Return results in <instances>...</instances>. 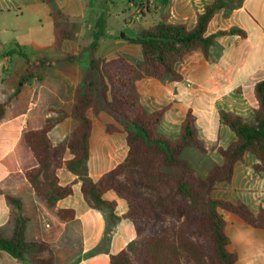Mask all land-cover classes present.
<instances>
[{
  "label": "trees",
  "instance_id": "16d2710c",
  "mask_svg": "<svg viewBox=\"0 0 264 264\" xmlns=\"http://www.w3.org/2000/svg\"><path fill=\"white\" fill-rule=\"evenodd\" d=\"M50 7L54 21V49L60 51L64 41L73 40L75 31L61 21L66 16L56 0H41ZM136 3L145 0H127ZM171 0H146L145 9L167 7ZM242 0H214L198 15L196 26L188 30L183 24L162 20L148 29L140 30L130 44L141 48V65L124 57L103 58L97 52L106 34L105 20L100 18L92 42L83 49L87 53L86 71L82 83L75 88V103L70 111L50 108L56 118L37 117L35 126L24 131L20 145L24 146L32 161L24 166L26 183L16 194L6 193L11 207L10 236L0 232V251L16 262L26 264H67L78 251L57 250L50 240L59 227H52L50 236L42 233L33 197L48 207L74 194V184L61 185L58 170L65 169L81 182V194L94 210H108L111 220H128L136 237L117 254H110V264H236V255L229 252V237L224 231V218L219 210L231 213L248 226L264 231V208L254 216L247 207L215 200L210 192L220 182H227L233 164L244 152L253 155L258 164L253 168L264 171V81L257 82L253 94L257 108L249 121L231 112L219 111L218 118L235 136L227 148H218L223 159L221 166L214 165L202 179L189 162L181 159L185 151L197 150L205 154L198 139L196 117L189 111L176 140L159 133L167 107L149 113L141 103L136 81L142 78L180 80L176 64L191 51L201 49L209 57L215 38L223 35L245 37L243 31L231 28L206 36L208 24L217 10L225 15L240 5ZM66 54L61 59L39 58L32 60L23 50L8 51L18 54L26 64L20 86L0 104V124L8 113L12 119L26 112L33 95L31 81L55 90L47 70L60 63L81 64L82 54ZM2 56V55H0ZM13 102L15 106H13ZM95 114L106 113L123 127L128 152L116 168L94 180L89 175L90 139L93 125L87 110ZM35 110V109H34ZM66 118L79 122L65 139L52 144L49 133ZM108 193L126 203L127 211L118 216V203L105 198ZM58 217L63 223L76 218L74 209H61Z\"/></svg>",
  "mask_w": 264,
  "mask_h": 264
},
{
  "label": "crops",
  "instance_id": "0c3cea01",
  "mask_svg": "<svg viewBox=\"0 0 264 264\" xmlns=\"http://www.w3.org/2000/svg\"><path fill=\"white\" fill-rule=\"evenodd\" d=\"M213 1L171 0L167 7L157 9L153 7L148 13L152 15L158 12L159 20L165 18L169 23L183 24L188 30H192L196 26L198 15ZM56 5L66 16L74 17L76 14L79 16L84 14L89 6V0H56ZM231 28L243 31L245 37L238 35L216 37L215 46L210 49L209 57H205L201 49L189 52L184 60L177 63L175 67L176 72L181 76L180 80L167 78L160 81L147 77L136 81L140 100L147 112L152 113L167 107L159 129L166 137L177 139L183 121L188 112L192 111L196 116L199 137L205 147L207 149L214 146L225 147L235 137L220 122L218 112H231L247 120L257 107L253 87L257 82L264 81V0H242L240 5L230 10L227 15L224 10H217L208 24L206 36ZM107 35L108 32H106L105 38L103 37L100 41L98 57L110 59L122 56L136 65L143 63V60L141 63H136L123 55L112 57L121 51L129 55L128 51L132 48L127 47L126 51H117L124 41L121 40L120 43L113 38H106ZM42 36L48 38L47 43ZM66 42L70 41H64L63 48ZM51 46L55 50L54 21L48 5L41 0H0V55H2L0 56V104L6 102L9 99V94L21 85L20 78L27 67L25 60L18 54L7 56L6 53L12 50H23L30 59L35 60L44 57L33 59L28 54L29 48L42 52L46 47ZM63 48L57 52H62ZM64 56L65 54L51 60L61 59ZM58 65L61 66L59 70L56 67ZM56 66L48 69L55 70V80L48 78L54 84L57 92L42 86L40 88H44L48 92L52 108L70 111L75 103V88L82 83L86 66L82 70L81 64L60 63ZM62 71L66 74L63 75ZM47 74L49 76V72ZM13 106H15L14 102ZM36 110L29 106L26 112L12 119L8 118L6 112L0 124V232L6 236L11 235L12 225L9 224L11 207L5 195L6 193L16 194L19 187L26 183L24 166L33 162L31 154L24 146L20 145V141L28 126H35L37 117L45 118L36 113ZM90 118L93 120V134L87 165L90 177L97 180L106 172L116 168L120 161L112 168L104 170L105 161L112 159L116 152V145H113L114 141L111 136L106 139L105 129L99 135V142H95L96 119L93 114L90 115ZM106 120L108 124L113 122L112 119ZM78 125L76 119L63 120L49 133L52 144L57 145L62 142ZM56 130L57 133H55ZM122 149L125 150V144H122ZM96 154L98 155L97 159L94 157ZM213 154V150L207 154L188 150L186 155L190 156V159L185 160L200 176L206 177L214 164L219 165L222 162L220 157ZM123 158L124 156L122 160ZM257 163L256 158L245 153L241 161L234 165L229 182H221L216 185L210 194L211 198L245 206L255 216L260 208H264V173H256L252 170L253 165ZM58 177L63 186L76 182L74 194L58 202L54 208L48 207L34 196L39 226L40 228L42 226L59 227V230L52 236H50L51 231L46 233L42 228L41 231L46 237L50 236V242L57 250L70 252L78 249L61 242L63 239L69 241L68 226L78 223L84 231H87L88 227L94 228V240L90 242L93 247L86 245L87 238L83 233L81 234L85 242V244L82 243L81 255L85 257L88 251L96 249V246L101 242L100 236L98 240L96 237L97 233L101 232L100 221L103 213L101 210L92 209L84 200L80 191L81 182L76 181L77 178L74 175L65 169H60ZM77 194L80 197L79 207L71 204V199ZM109 194L113 193L106 194L105 198L110 201L116 200L118 210L119 201L122 200L116 196L115 198L110 197ZM79 208L82 210L79 211ZM61 209H74L76 218L68 223L61 222L58 217V211ZM126 209L127 206L121 211L117 212L116 210V214L121 216ZM44 213L50 217H45ZM222 215L224 231L230 239L227 248L229 252L235 253L237 264H264V231L246 225L233 214L222 212ZM135 237L133 225L131 227L127 220L118 221L110 241L109 252L91 253L90 256L85 257L86 259L82 258V261L77 264H110L109 255L120 252Z\"/></svg>",
  "mask_w": 264,
  "mask_h": 264
},
{
  "label": "rangeland",
  "instance_id": "374dc122",
  "mask_svg": "<svg viewBox=\"0 0 264 264\" xmlns=\"http://www.w3.org/2000/svg\"><path fill=\"white\" fill-rule=\"evenodd\" d=\"M145 3H146V0L145 1H138L136 3H128L127 0H89V6H88V8L86 9V11L84 12L83 15L79 16V14H76V16H74V17H68L67 21H61L62 23H66L68 26H70L75 31L74 39L73 40H69L70 42H66L64 48L62 47L63 48L62 52H57V51L53 50V48L51 46V47H46L42 52L29 48L28 49V54L33 59L34 58H38L40 56L47 57V58H50V59H54V58L62 57L64 54L66 55V54H80V53H83L82 52L83 49L86 48L92 42L93 34L95 33V31L97 29V22L99 21L100 18H103L105 20V22H106L105 23L106 32H108V35H113V36H108L107 35L106 38H113V40L118 41L120 43H121V40L124 41V42H122V44H120L119 50H117V51H120V50H125L126 51L128 48H132L131 50L128 51L129 55H131V56L127 55L124 51H121L120 53H116L115 55H112V57L118 56V55H123V56H125L127 58H130L131 60H133L136 63H141L142 56H141L140 46L134 45V44H130L128 39H132V38L136 37L137 33L140 30H142V29H148V28L154 26L155 24H157L158 22H160L162 20H167L165 18L162 19V20H159L160 19V15L158 14V12H156V13H154L152 15H149L148 11H146V9H145ZM121 34H124L125 37L122 38ZM42 37L44 38V41L47 43V39L48 38L46 36H42ZM107 40H109V39H107ZM50 44H51V42H50ZM86 65H87V53L84 52L82 54L81 70L83 68H85ZM56 67H57V70H59L61 66L58 65ZM54 71L55 70H53V69L47 71V72H49V76L48 77L51 80H53V79L55 80V78H54L55 72ZM62 74L65 75L66 72L62 71ZM29 84L34 90L33 95H32V97L30 99V106L33 109H37L36 113H38L39 115H42L45 118L46 117L47 118H49V117L50 118H56L57 114H55L54 112H51L49 110L50 108H52V105L49 102L50 99H49V96H48V92L44 88H40V85L36 81H31ZM137 93H138V90H137ZM55 109H57V108H55ZM159 110L160 109H158L156 111H159ZM254 110L252 111V114H251L250 118L247 119V120H245L241 116H239V117H241L244 121H249L251 119V117L253 116ZM86 113H87V116H88L89 120L91 121L92 125H93V120L90 118V115L93 114L94 115V119H96L95 120V122H96L95 123L96 124L95 125V142H99V140H100L99 139V135H101L102 131L105 129V133L107 135V136H105L106 139H108L109 136H111V139H113V141H114L113 145H116L115 146V151L116 152L113 155L112 159H108V160L105 161L106 162V164H105L106 166L104 167V170L112 168L119 161L121 163L125 159V157L127 155V152H128V146H127V143H126V134L123 131V127L119 123H117L114 118H112L110 115H108L106 113L95 114L92 109L87 110ZM106 119H112V121H113L112 124H108ZM196 128H197V125H196ZM159 129H160V127H159ZM225 129H227V128H225ZM158 131L165 138L173 140L172 138L166 137V135L161 133L160 130H158ZM180 131H181V129H180ZM55 133H57V130H56ZM92 134H93V131H92ZM112 135H115V136H112ZM179 136H180V134H179ZM198 139L202 141V139L199 137V133H198ZM90 141H91V139H90ZM202 143H203L204 149L206 150L205 154H207L209 152L211 153V151L213 150L214 151L213 155L217 156L218 158L219 157L221 158V156L217 152V149L218 148L225 149V148L228 147V145L231 142L225 147L214 146L211 149L210 148L207 149L205 147V144H204L203 141H202ZM122 144H125V150L122 149ZM190 150L191 149H189V151ZM112 151L114 152V149H112ZM245 153H248V152H244L241 155V157L238 160L235 161V163L233 164V168H234V165L237 162L241 161V159H242V157H243V155ZM248 154H250V153H248ZM123 156H124V158L122 160ZM251 156H253V155H251ZM94 157H96V159H97L98 155L96 154V155H94ZM181 159H184V160L185 159H190V156H187L186 155V151H185L184 154L181 156ZM221 161H222L221 164H219L217 166H221L222 165V163H223V159L222 158H221ZM257 164H255V165H257ZM255 165H253V167ZM253 167H252V170L254 172H256V173H264V171H256ZM233 168H232V174H233ZM198 175L200 176L199 173H198ZM200 177L202 179L206 178V177H202V176H200ZM227 182H229V181H227ZM215 186H214V188H215ZM80 188H81V186H80ZM213 189H212V191H213ZM211 192H210V194H211ZM109 195H110V197L115 198L114 194H109ZM210 197H211V195H210ZM71 200H72V202H71L72 205H75V206H78V207L80 206V204H79L80 197L78 196V194L75 195ZM119 203H120V206H119L117 212L121 211L124 207H126V204L123 201H119ZM81 210L82 209L79 208V211H81ZM126 211H127V209L125 210V212ZM219 211L221 212V214H222V212H224L222 210H219ZM102 213H103V216H102V220L100 221L101 224H102L101 232H100V234L98 232L97 233V237H96V239L98 240V237L100 236L101 242L98 244L99 246L98 245L96 246L97 247L96 249L88 251L86 253L85 257L90 256L91 253L92 254L93 253H97L98 254L100 252H102V253L109 252L110 241L112 239L113 232H114L115 228L117 227L118 220H111L110 217H109L108 210H102ZM45 217L49 218L50 216L45 214ZM127 222L132 227L131 222H129L128 220H127ZM41 228L46 233H48L49 231L52 230V227H50V226H42ZM83 231L84 230L79 227L78 223H73L70 226H68L67 235L68 234L70 235L69 241L66 240V239H63L61 242H63L64 245H67V246L71 245L75 249H78L77 251H79V253L73 259H71L67 264H77L79 261L80 262L82 261V258H85V257H82V255H81V251H82V247H83L82 243L85 244V242H86V245L88 247H93V246L90 245V242H93V240H94L95 229L92 228V227H88L87 231H84V232ZM4 232H6V231L4 230ZM82 233L84 234V237L87 238V240L85 242H84V237H82V235H81ZM227 250H228V248H227ZM78 258H79V260L77 261ZM0 263L1 264H22V263L16 262V260L13 257H11L6 252H2V251H0ZM26 264H30V263L28 262ZM236 264H237V261H236Z\"/></svg>",
  "mask_w": 264,
  "mask_h": 264
},
{
  "label": "water",
  "instance_id": "95a60500",
  "mask_svg": "<svg viewBox=\"0 0 264 264\" xmlns=\"http://www.w3.org/2000/svg\"><path fill=\"white\" fill-rule=\"evenodd\" d=\"M121 37H122V38H124V37H125V35H124V34H121Z\"/></svg>",
  "mask_w": 264,
  "mask_h": 264
}]
</instances>
